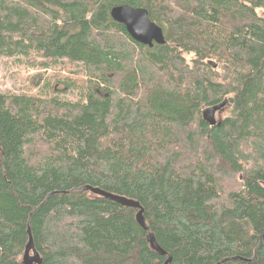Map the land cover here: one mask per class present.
<instances>
[{
	"label": "trees",
	"instance_id": "16d2710c",
	"mask_svg": "<svg viewBox=\"0 0 264 264\" xmlns=\"http://www.w3.org/2000/svg\"><path fill=\"white\" fill-rule=\"evenodd\" d=\"M0 54L60 73L0 92V264H264V0H0Z\"/></svg>",
	"mask_w": 264,
	"mask_h": 264
},
{
	"label": "water",
	"instance_id": "95a60500",
	"mask_svg": "<svg viewBox=\"0 0 264 264\" xmlns=\"http://www.w3.org/2000/svg\"><path fill=\"white\" fill-rule=\"evenodd\" d=\"M111 18L123 24L129 36L136 42L152 47L155 44H164V36L162 33V29L152 22L148 16V12L145 8L133 7L128 4H122L114 6L110 9ZM225 106V100L220 102L219 104H215L213 106H209L202 111V118L209 123L210 125H214L219 121L215 119L216 112L220 111ZM81 189L88 190L91 193L104 197L106 199L112 200L121 204L122 206L136 207L139 208V204L131 199H127L123 196L115 195L106 191H103L99 188H94L91 186H84ZM136 221L137 223L145 230H148V226L146 225L143 215L142 209L140 208L136 213ZM29 235L28 242L25 246V251L23 255V263L24 264H38L39 257L37 253L33 249L32 238ZM264 239V234L260 237V240ZM146 240L151 246L153 250L158 252L159 254H164L165 252L161 250L158 246L153 234L151 232H147ZM30 250L33 251V256L29 255ZM170 261V257L165 261L164 264H168Z\"/></svg>",
	"mask_w": 264,
	"mask_h": 264
},
{
	"label": "rangeland",
	"instance_id": "374dc122",
	"mask_svg": "<svg viewBox=\"0 0 264 264\" xmlns=\"http://www.w3.org/2000/svg\"><path fill=\"white\" fill-rule=\"evenodd\" d=\"M37 72H43L47 79L52 78V75L60 74L57 69L33 68L15 57L0 54V92L21 93L27 92L29 89L34 90L31 81H35L33 75ZM42 82L43 80H40V83ZM228 109V105H225L216 112L215 119L219 120L228 112Z\"/></svg>",
	"mask_w": 264,
	"mask_h": 264
}]
</instances>
